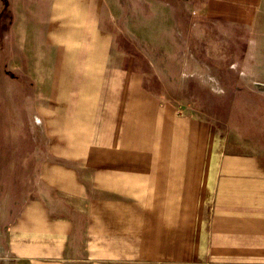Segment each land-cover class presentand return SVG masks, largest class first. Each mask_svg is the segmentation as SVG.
Returning <instances> with one entry per match:
<instances>
[{
  "label": "crops",
  "instance_id": "0c3cea01",
  "mask_svg": "<svg viewBox=\"0 0 264 264\" xmlns=\"http://www.w3.org/2000/svg\"><path fill=\"white\" fill-rule=\"evenodd\" d=\"M194 1L226 21L264 14V0ZM9 7L0 76L16 68L31 85L33 126L26 139L22 122L15 143L28 151L0 157V264H264V144H234L166 108L148 122L161 164L136 173L120 115L89 110L106 55L105 0H0V28Z\"/></svg>",
  "mask_w": 264,
  "mask_h": 264
},
{
  "label": "rangeland",
  "instance_id": "374dc122",
  "mask_svg": "<svg viewBox=\"0 0 264 264\" xmlns=\"http://www.w3.org/2000/svg\"><path fill=\"white\" fill-rule=\"evenodd\" d=\"M198 6L194 0H105L106 55L102 77L87 91L89 110L100 120L120 115L122 141L136 144L131 147L138 174L161 164V144H147L148 122L151 114L161 119L166 108L211 123L234 144L241 139L264 144V14L251 21H226L221 15L205 16ZM11 23L9 7L0 43L11 35ZM118 47L116 57L113 48ZM31 92L18 69L10 68L7 79L0 76V142L12 143L0 144V157L28 151L29 144L15 143L22 122L30 125L26 139L32 131ZM41 142L37 152L43 156L42 133ZM174 155L169 149V171L176 167Z\"/></svg>",
  "mask_w": 264,
  "mask_h": 264
},
{
  "label": "trees",
  "instance_id": "16d2710c",
  "mask_svg": "<svg viewBox=\"0 0 264 264\" xmlns=\"http://www.w3.org/2000/svg\"><path fill=\"white\" fill-rule=\"evenodd\" d=\"M5 19V17L3 18V20ZM3 20H2V22H3ZM2 22H1V24H2Z\"/></svg>",
  "mask_w": 264,
  "mask_h": 264
}]
</instances>
